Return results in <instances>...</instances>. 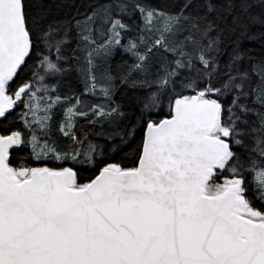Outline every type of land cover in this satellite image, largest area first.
Instances as JSON below:
<instances>
[{"label": "snow or ice", "instance_id": "1", "mask_svg": "<svg viewBox=\"0 0 264 264\" xmlns=\"http://www.w3.org/2000/svg\"><path fill=\"white\" fill-rule=\"evenodd\" d=\"M0 264H264V0H0Z\"/></svg>", "mask_w": 264, "mask_h": 264}, {"label": "trees", "instance_id": "2", "mask_svg": "<svg viewBox=\"0 0 264 264\" xmlns=\"http://www.w3.org/2000/svg\"><path fill=\"white\" fill-rule=\"evenodd\" d=\"M248 46H249V47H252V48H254V49H256V50H258L259 47H260V45H259L258 42H253V43L249 44Z\"/></svg>", "mask_w": 264, "mask_h": 264}]
</instances>
